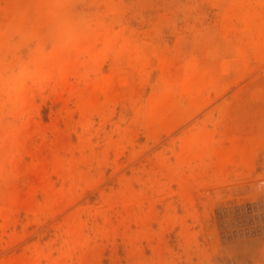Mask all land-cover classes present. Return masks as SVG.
Here are the masks:
<instances>
[{"label": "rangeland", "instance_id": "obj_1", "mask_svg": "<svg viewBox=\"0 0 264 264\" xmlns=\"http://www.w3.org/2000/svg\"><path fill=\"white\" fill-rule=\"evenodd\" d=\"M13 92L0 264H264V0H0Z\"/></svg>", "mask_w": 264, "mask_h": 264}, {"label": "clouds", "instance_id": "obj_2", "mask_svg": "<svg viewBox=\"0 0 264 264\" xmlns=\"http://www.w3.org/2000/svg\"><path fill=\"white\" fill-rule=\"evenodd\" d=\"M15 71L19 72L20 69L17 68ZM20 103L21 97L15 92L7 98L0 99V144L4 142L5 137L11 142Z\"/></svg>", "mask_w": 264, "mask_h": 264}]
</instances>
